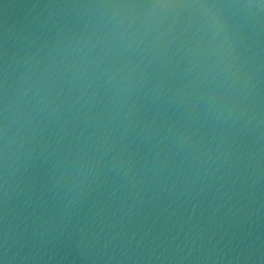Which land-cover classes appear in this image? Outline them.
Masks as SVG:
<instances>
[{
    "label": "water",
    "instance_id": "water-1",
    "mask_svg": "<svg viewBox=\"0 0 264 264\" xmlns=\"http://www.w3.org/2000/svg\"><path fill=\"white\" fill-rule=\"evenodd\" d=\"M0 264H264V0H0Z\"/></svg>",
    "mask_w": 264,
    "mask_h": 264
}]
</instances>
